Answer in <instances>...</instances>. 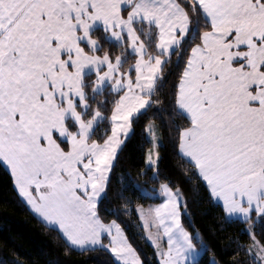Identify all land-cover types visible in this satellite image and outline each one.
<instances>
[{
    "label": "snow or ice",
    "instance_id": "6c2138e0",
    "mask_svg": "<svg viewBox=\"0 0 264 264\" xmlns=\"http://www.w3.org/2000/svg\"><path fill=\"white\" fill-rule=\"evenodd\" d=\"M154 109L170 113L187 171L244 225L227 261L182 222L187 200L160 180L153 122L142 166L113 191L133 123ZM0 167L68 248L146 264L102 211L112 193L138 213L158 264L209 251L211 264H264V0H0Z\"/></svg>",
    "mask_w": 264,
    "mask_h": 264
},
{
    "label": "trees",
    "instance_id": "16d2710c",
    "mask_svg": "<svg viewBox=\"0 0 264 264\" xmlns=\"http://www.w3.org/2000/svg\"><path fill=\"white\" fill-rule=\"evenodd\" d=\"M150 121L155 124V131L161 137L158 146L160 180L167 179L173 186L179 185L187 200L188 210L183 213L182 222L185 226L191 225L201 230L217 259H231L235 245L230 237L239 236L246 242L247 234L240 233L244 225L226 219L217 206L218 202L209 198L205 183L187 171L188 165L174 149L175 129L170 113L154 109L142 120L134 121L131 135L112 175L113 191L119 190L121 184L127 182L129 172L135 176L142 166L146 151L152 147L146 131ZM138 179L147 180L149 186L158 188V180L148 177ZM125 196L130 197L133 204L139 199L131 191H125ZM143 202L159 201L152 199ZM124 203V200L110 193L109 202L104 204L102 211L109 219H116L121 224L133 246L144 253L146 264H158V258L152 255L153 246L142 235L138 213L125 211ZM213 251L203 256L201 264H211ZM112 259L111 253L102 249L81 251L68 248L55 229L22 204L9 172L0 167V264H17L18 261H23V264H112Z\"/></svg>",
    "mask_w": 264,
    "mask_h": 264
},
{
    "label": "rangeland",
    "instance_id": "374dc122",
    "mask_svg": "<svg viewBox=\"0 0 264 264\" xmlns=\"http://www.w3.org/2000/svg\"><path fill=\"white\" fill-rule=\"evenodd\" d=\"M157 133V132H156ZM157 136H158V133H157ZM159 137V136H158ZM160 140V139H159ZM159 140L157 141V143H159ZM156 149H158V145L156 146ZM155 149V150H156ZM158 153H159V151H158Z\"/></svg>",
    "mask_w": 264,
    "mask_h": 264
},
{
    "label": "crops",
    "instance_id": "0c3cea01",
    "mask_svg": "<svg viewBox=\"0 0 264 264\" xmlns=\"http://www.w3.org/2000/svg\"><path fill=\"white\" fill-rule=\"evenodd\" d=\"M131 132H132V130H131ZM157 145L159 146V143H157ZM156 151L158 152V149H156ZM215 199V198H214ZM218 202V201H217Z\"/></svg>",
    "mask_w": 264,
    "mask_h": 264
}]
</instances>
